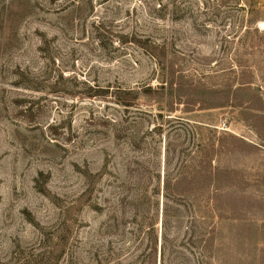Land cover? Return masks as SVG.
Listing matches in <instances>:
<instances>
[{
  "label": "rangeland",
  "instance_id": "374dc122",
  "mask_svg": "<svg viewBox=\"0 0 264 264\" xmlns=\"http://www.w3.org/2000/svg\"><path fill=\"white\" fill-rule=\"evenodd\" d=\"M264 264V0H0V264Z\"/></svg>",
  "mask_w": 264,
  "mask_h": 264
},
{
  "label": "trees",
  "instance_id": "16d2710c",
  "mask_svg": "<svg viewBox=\"0 0 264 264\" xmlns=\"http://www.w3.org/2000/svg\"><path fill=\"white\" fill-rule=\"evenodd\" d=\"M153 264V263H152Z\"/></svg>",
  "mask_w": 264,
  "mask_h": 264
}]
</instances>
